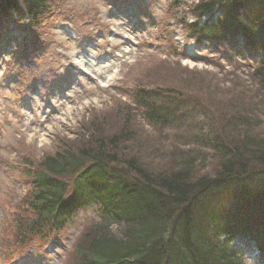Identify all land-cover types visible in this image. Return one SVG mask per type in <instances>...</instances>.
Wrapping results in <instances>:
<instances>
[{
  "label": "rangeland",
  "instance_id": "obj_1",
  "mask_svg": "<svg viewBox=\"0 0 264 264\" xmlns=\"http://www.w3.org/2000/svg\"><path fill=\"white\" fill-rule=\"evenodd\" d=\"M170 2L56 0L53 13L39 24L31 25L24 15L5 20H24L27 28L13 27L0 37V264H68L67 252L99 220L92 206L50 237L15 242L17 221L33 216L26 210L28 173L46 155L61 146H83L91 137L129 131L119 154L136 155L149 169L168 171L188 150L213 158L210 149L193 140L199 127L232 136L236 128L227 125V103L239 97L247 104L257 101L248 71L239 61L219 56L226 47L198 41L178 20H196L188 6L197 0L171 8ZM139 85L196 97L208 117L203 121L195 110L199 124L149 125L133 98ZM257 114L254 122L264 131V109ZM111 231L121 237L120 226ZM238 245L252 251L246 264H255L251 239Z\"/></svg>",
  "mask_w": 264,
  "mask_h": 264
},
{
  "label": "trees",
  "instance_id": "obj_2",
  "mask_svg": "<svg viewBox=\"0 0 264 264\" xmlns=\"http://www.w3.org/2000/svg\"><path fill=\"white\" fill-rule=\"evenodd\" d=\"M54 1L0 0V35L7 26L27 28L24 20L41 23L53 13ZM182 3L171 0L170 8ZM188 7L196 21L179 18L180 23L198 41L226 47L219 56L239 61L249 73L257 101L247 104L239 97L225 107L227 125L236 133L221 137L200 126L193 140L213 158L188 150L168 171L119 154L129 131L91 137L83 146H61L28 173L26 210L33 216L17 221L15 242L46 237L76 211L94 206L99 220L67 252L68 264H246L248 250L235 242L247 239L264 264V131L254 122L264 109V0H197ZM13 15L25 19L5 23ZM179 92L139 85L133 98L152 126H190L199 124L198 116L204 121L205 107ZM195 110L200 115L193 119ZM113 225L120 226L121 237L112 233Z\"/></svg>",
  "mask_w": 264,
  "mask_h": 264
}]
</instances>
